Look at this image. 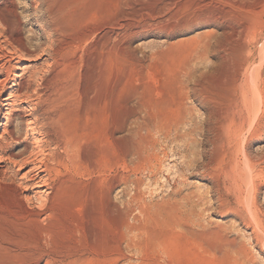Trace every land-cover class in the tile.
<instances>
[{
    "label": "rangeland",
    "instance_id": "1",
    "mask_svg": "<svg viewBox=\"0 0 264 264\" xmlns=\"http://www.w3.org/2000/svg\"><path fill=\"white\" fill-rule=\"evenodd\" d=\"M36 1L0 0V29L20 30L36 49L12 72L27 79L37 69L55 92L59 118L48 129L57 145L44 135L42 154L31 158L47 159L52 188L42 204L36 189L25 199L17 178L0 176V264H264L246 208L226 189L230 143L222 132L220 167L203 165L212 150L203 141L207 105L193 90L208 73L214 87L230 77L222 25L194 23L195 14L208 8L242 22L252 68L264 0H39L47 4L35 11ZM2 102L0 134L24 130V119L3 117ZM245 133L237 159H262L264 124L260 136ZM29 141L8 139L2 151L20 152ZM257 204L264 212V182Z\"/></svg>",
    "mask_w": 264,
    "mask_h": 264
},
{
    "label": "bare ground",
    "instance_id": "2",
    "mask_svg": "<svg viewBox=\"0 0 264 264\" xmlns=\"http://www.w3.org/2000/svg\"><path fill=\"white\" fill-rule=\"evenodd\" d=\"M45 3L47 4V2ZM45 3L44 2L40 3L38 0L35 3L36 5L34 7L32 6V9L34 8L36 11L40 8L41 4H45ZM49 6H50V3H49ZM202 6L203 5L201 4L200 7ZM211 8H214V7H211ZM216 11L218 12V10ZM244 11L246 10L244 9ZM220 14L221 13H219V15ZM193 20H194V23H202V22L207 23L209 21L211 22L212 20H215V21H218L220 25H222V28H223L222 36H223L224 41L221 43V45L219 44L221 46L219 49L221 51L220 59L222 63L223 62L227 63L228 66H230V77L227 78L228 80L224 84L221 82L222 85L219 87H214L211 85L210 76H209L210 73L207 74L206 79L203 82H200L197 80L193 82V90L196 92L195 94L200 95L203 103L207 105V114L205 118L206 128L203 134V141L205 144L209 143L212 146V150L209 154V157L205 158V162L204 164L203 163L202 164L207 167L208 166L210 167L214 163L215 168L218 169V167H220L219 165L222 163L223 159H220L218 156L220 153L218 151L220 147L219 146L220 144L218 143V141L221 140L220 132H222L224 134V137L225 136L227 137L225 138V140L227 139V141L230 143V145L226 149L227 152L225 154L227 162L229 163V166L227 167L228 170L225 174L226 180L228 179L227 180L228 184H227V188L226 186L225 188L230 193H232L234 196H236L237 198L236 200H238L240 204L242 203L243 206L246 208L245 211L247 213V217L252 223L253 231L256 235L257 240L256 239L255 240L261 242L262 245H264V218H262V215H261L264 212L261 211V208L258 207V204H257V196L260 193V190L262 188V183L264 182V157L262 155L263 157L262 159H256V158L253 159L250 156H246V158L243 159V161H239V159H237L238 153L240 151L238 139L244 135L245 131L247 132L245 134H248L252 137V135L260 136L263 130V124H264V41L261 43V46H260L259 55H258L259 56L258 65L257 64H256L257 66L252 65V68H251L250 63H249V58L251 57V55L253 56L254 48H252V50L248 48L250 44L248 45L247 37L243 31V28L245 26L244 24H242V22L240 23L237 20H235V18L227 16L225 12L222 13L220 17L216 18V16L214 15V10H210L208 8L207 10L200 9V11L195 14V17L193 18ZM0 23H5L4 18H2L1 16H0ZM259 36L252 34L253 42L256 43L254 45H257V43L260 42ZM263 38L264 36L262 37V39ZM26 42L27 41H25V39L22 37L20 30H17L16 34L11 36L7 30V27H5V29L3 30L0 29V99L3 101L1 104L2 111H3L2 115L7 120L11 119L12 117L19 119V121L24 119V122H23L24 124L23 123L22 124L25 125L24 130H19L20 128L19 127L17 128L18 129L17 132L14 131L13 129L8 130V128L5 127L2 130L3 132L0 134V149H1L0 176H2L3 179L11 178L14 180L15 178H17L16 181H18V184L21 189V194L25 197V199L26 198L29 200L31 199V197L26 192L28 191V189H30V187L36 189L34 191L36 198L39 199V201L42 202V204H46L48 200L47 192H49V190L47 192L46 190L52 188L51 182H50L52 180L49 177L52 171V168L47 163V159H44V157L43 159H31V158L37 157L39 153L42 154L43 144H44V140L42 137L44 135L46 136V143H49V144L54 143L57 145V143L55 142L56 140L51 138L52 136L51 137L49 136L50 130L48 129V125H51L52 123L56 122L59 116L57 115L55 108L51 106V103H53L54 101L53 93L55 92L50 91L47 88L49 85V80L45 78L44 75H42V72H39V70L37 69L30 71V74L27 75L28 76L27 79H25L24 73L17 74L15 72H12L13 68L19 69V70L23 69L22 67H25V66H23L22 62L28 60L29 57L31 58V57L37 56L36 49L33 50L29 48ZM51 46L49 47V50H50L49 52L51 54L56 53L57 49L55 50L54 49L55 47L53 46L54 48H52ZM245 46L247 47V49ZM227 64L225 65L227 66ZM10 78L13 79V81H15V83H13V88H10L7 86V82ZM18 78H20V80L16 82V79L18 80ZM42 81H46V82L43 83ZM42 83L44 85L43 87L40 86ZM30 89H32L33 92L36 93L35 102H32V105H33L32 107L29 106L30 104H27L25 102L28 98L31 99V97H33L31 94L32 91L29 92ZM60 89L62 88L60 87ZM57 90L59 89H56V91ZM57 92L59 94L61 90ZM55 96L56 95H54V97ZM29 101L28 103H30ZM57 105H56V108H58ZM62 114H64V112ZM66 123H68V121ZM29 137L32 139V142L29 141L30 143L24 146V150L20 152L10 151L6 153L2 151V149L8 146V142H7L8 139L9 140L21 139L22 143L24 142L26 143ZM58 138H60V136ZM28 148L30 150L29 152L27 150ZM26 151L28 152V155L26 154V156H23ZM241 151H244V150H241ZM43 154H45V152ZM241 157H243V155ZM6 165L8 168L10 167L12 169L13 171L12 175L10 174L9 176L7 175ZM14 167H17L16 170L13 169ZM32 172L33 173L35 172V173L32 175ZM219 182H220V179L218 176L216 180L218 187L220 186ZM220 199L223 200L224 197L222 198L221 196ZM222 202L223 201H221V203ZM223 203H226V202L224 201Z\"/></svg>",
    "mask_w": 264,
    "mask_h": 264
}]
</instances>
